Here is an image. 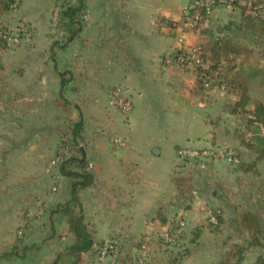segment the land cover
I'll return each instance as SVG.
<instances>
[{"label":"crops","instance_id":"obj_1","mask_svg":"<svg viewBox=\"0 0 264 264\" xmlns=\"http://www.w3.org/2000/svg\"><path fill=\"white\" fill-rule=\"evenodd\" d=\"M17 1L10 30L20 32L19 43L0 52L1 264H51L59 257L77 264L66 255L74 237L57 212L70 198V180L49 168L61 132L75 122L83 123L79 148L95 176L80 191L95 244L78 264H95L98 246L117 236L126 250L116 264H138L146 238L152 243L146 264H218L236 236L209 227L208 189L183 205L178 151L232 146L224 132L234 118L227 106L238 98L217 87L198 89L193 69L179 66L173 54L234 37L244 3L218 7L201 26L185 30L191 0H86L81 25L53 33V12L66 0ZM93 7L99 9L92 16ZM118 86L133 100L130 113L108 106ZM226 176L215 171L212 178L223 185ZM30 211L36 216L28 217ZM161 215L185 219L178 244L158 242Z\"/></svg>","mask_w":264,"mask_h":264},{"label":"trees","instance_id":"obj_2","mask_svg":"<svg viewBox=\"0 0 264 264\" xmlns=\"http://www.w3.org/2000/svg\"><path fill=\"white\" fill-rule=\"evenodd\" d=\"M15 1L16 0H6L7 8L14 6L13 4ZM260 5H264V1L253 2V7H258ZM85 6L86 0H66L60 6V16H62L64 20L61 27L68 29V27L81 25L83 18L81 15ZM241 9L243 21L240 24H234V27L239 33L235 34L234 37L215 38L208 45L201 46L203 51L202 58L208 63V67L207 69L196 67L195 70L197 72L198 89H204L206 80L213 81V86H219L224 83L227 91L237 96L238 99L229 109L233 115L239 116L244 121L248 129L252 127L256 129L251 141L246 143L243 142V144L248 150L257 154V158L253 163L245 164L243 162L239 166V169L257 173L258 162L264 161V135L262 134V131L264 132V105L256 103L254 108H249L251 104L249 85L252 84L253 80L258 79L264 73L257 66H252L248 69H243L238 66L236 58L239 54V48L237 41L235 42L234 39L242 38L253 45L264 47V8L256 14L249 13L248 15H246L248 11L246 5H241ZM5 32L10 34L8 31ZM78 32H80V29L71 31L69 37H66V40H70ZM2 43H6V41L0 37V47ZM181 57H191V55L182 50L174 52L173 59L176 62ZM189 60L191 61V58ZM201 72L205 73L206 78L200 76ZM82 131V122L73 125L72 143L76 145L79 154L63 157L57 166L61 175L70 180V198L59 204L57 212H60L63 218L66 219L70 232L74 237L73 243L68 247L66 255L73 258L77 264L81 260L82 254L92 251L95 244L94 235L85 221L80 199V191L91 187L95 181V176L89 169V162L86 158L81 156L79 145H77L78 137L81 136ZM232 151L237 157L238 155L241 157L240 153L237 154L233 149ZM56 155L57 154H55L53 158H55ZM238 164H240V162ZM257 193L260 198L259 202L264 209V179L258 186ZM208 207L211 209V216L216 219L214 223L211 221V218L207 216L208 225L213 233L219 234L222 232L221 229L228 225L234 227L235 231L239 234H243L244 232L249 234V244L247 247L237 244L234 245L233 249H237V253L233 252V249L229 250L218 264H242L245 253L249 248H264V219L262 215L254 211H244L238 219L227 221L223 217L221 208L214 207L211 203H209ZM173 216L178 219L175 215ZM161 219L164 224H166L170 218L161 215ZM102 245L103 243L100 247ZM123 248L125 254L126 242ZM129 252L131 253L132 249H129ZM124 254L117 258L116 263L124 259ZM3 258L5 257L0 256V264ZM233 259H235L234 263H232ZM147 261H145L144 264H146ZM51 264H62V257H59ZM255 264H264L263 254L257 257Z\"/></svg>","mask_w":264,"mask_h":264},{"label":"rangeland","instance_id":"obj_3","mask_svg":"<svg viewBox=\"0 0 264 264\" xmlns=\"http://www.w3.org/2000/svg\"><path fill=\"white\" fill-rule=\"evenodd\" d=\"M6 3H7L6 0H0V31H1L0 33L8 31L12 36L20 39V32H17L16 29H13L12 31L10 30L11 27L15 28V26H13L11 22V18L13 17L12 16L13 11L16 9L18 1L16 0L15 3L13 4L14 6H10L8 8ZM57 8L54 10L52 15L51 32H54L55 30V28L53 27V19ZM98 9L99 8L97 7L91 8L90 9L91 15L93 16L95 11ZM84 12L85 11H83L81 15L83 17L82 20H85L86 18ZM60 19H62V17ZM61 24L62 21L60 20V25ZM57 32H58V28L56 30V33ZM237 43L239 48V54L237 55L236 63L238 64V66L240 65V68L243 69L244 68L248 69L249 67L257 66L264 73V47L256 46L243 40L238 41ZM12 46H9L8 42L2 43L0 47V52L3 51L4 49H7L8 47L11 48ZM1 59H2V54L0 53V60ZM200 90L209 92L211 89H207L204 86V89H200ZM249 95L251 97V104L249 108L251 109L254 108L256 103H260L264 105V74H262L257 79V82L255 84L249 85ZM231 105L229 104L227 106L229 112H231V110L229 109ZM234 118L231 121L229 128L224 132L226 134V137H228L229 141L231 142L232 146L230 147L233 150H235L237 154L240 153L241 157L238 155V157L240 158V164H233L227 161H222V162L213 161L209 159L208 160L179 159L180 161L179 166L183 167V170L179 173V176H177L176 178L181 191L180 198L182 200L183 205H188V203L193 204V201L196 198V196L201 195L202 192H204V190L206 191L208 189V191L205 194L206 198L204 199V201H209V203H211L214 207L221 208L223 217L227 221H230L231 219H238V217L244 211L257 212L260 215H262L264 219V209L259 202L260 198L257 193L258 186L260 185L261 181L264 179V161L258 162L257 173L247 172L239 169V166L243 162L245 164H250L253 163L257 158V154H255L251 150H248L247 147L243 144V142L246 143L251 141L256 129L253 127L248 129L245 126L244 121L239 116L234 115ZM75 123H68L65 129L61 132L60 142L55 152V154H57L56 156H58L60 153H63L64 151H68V154L64 155L65 157H70L71 155L79 154L76 145L72 143L73 142L72 131H73V125H75ZM262 134L264 135L263 131ZM80 138L81 137H78L77 145L80 144ZM226 146L227 145H224L223 147ZM230 147L229 149H231ZM56 156L55 158L52 157V159L50 160L49 168L51 169L58 166L59 162L57 164H53V160L56 159ZM215 171H219V172L221 171L227 173L226 176L227 179L226 178L224 180L219 179V181H223L224 183L223 185L219 184L218 182H216V179L212 178V175ZM205 182H207L208 187H206L207 185L205 184ZM213 190L217 191V195L220 196L221 198L220 203H218V201L215 200V197L212 194ZM29 213L31 215L28 217L36 216L34 215L35 214L34 212L30 211ZM25 215L27 216V214ZM172 217L174 216L172 215L170 218ZM181 218L182 217H180V219ZM221 231L222 232L219 233L220 235L226 236V235L234 234L236 236L237 243L230 244L229 250H232L233 246L236 244L243 247L248 246L249 234L247 232H244L243 234H239L235 231L234 227L228 225L224 226L221 229ZM158 242H160V245L162 246L165 245L168 247L178 244L179 241L176 242L175 244L166 245L158 237ZM100 245L98 246V248L100 247ZM151 247H152V243H151ZM233 252L237 253V249L234 248ZM262 254L264 255V248H254V247L249 248V250L245 253L244 261L242 264H255L257 257ZM93 262L95 264H99V261L97 259V254L93 258ZM234 262L235 259L232 260V263Z\"/></svg>","mask_w":264,"mask_h":264},{"label":"built area","instance_id":"obj_4","mask_svg":"<svg viewBox=\"0 0 264 264\" xmlns=\"http://www.w3.org/2000/svg\"><path fill=\"white\" fill-rule=\"evenodd\" d=\"M253 0H191V5L186 8L184 18L182 21V26L185 30H193L198 28L203 23L209 20L213 15L214 11L218 7H228L235 8L244 3L248 7L249 13L256 14L257 12L263 10L264 5L258 7H253ZM60 10L55 11L53 19V27L55 28L53 33H56V30L60 25ZM0 37L3 38L6 42L12 45L19 43V38L8 34L7 32L0 33ZM182 42V39H180ZM191 57H181L177 63L179 66L186 68H193L195 75L197 72L196 67H201L202 69H207L208 63L202 58V48L201 46L195 47L193 49L187 50L186 47L181 49ZM191 58V61L189 60ZM200 76L205 77V73L201 72ZM204 86L207 89H213L214 87L220 88L222 90H227L226 85L220 84L219 86H213V81H205ZM108 106L111 109L118 110L122 113H130L133 110V100L129 97L127 90L124 87L118 86L111 90L110 97L108 100ZM116 144L120 147L125 145V142L122 139H117ZM68 151L60 153L53 164H57L64 155H67ZM179 159H189V160H213V161H227L229 163L238 164L239 158L235 155L232 149L229 147H219L217 145H212L206 148H184L178 151ZM207 216L211 218L212 222H216V219L211 216V209H207ZM186 222L184 219H176L174 217L170 218L168 222L162 227L158 233V237L166 245L175 244L178 242L185 230ZM125 239L123 236H117L113 239L107 240L103 245L98 249L97 259L99 264H106L107 262L111 264H116L117 258L124 254ZM151 241L149 238L144 239L141 243L138 250V264H144L151 255Z\"/></svg>","mask_w":264,"mask_h":264}]
</instances>
